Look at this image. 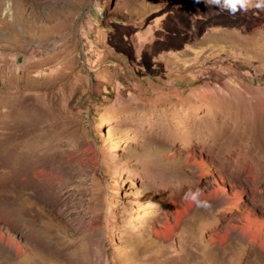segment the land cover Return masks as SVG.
Instances as JSON below:
<instances>
[{"label":"rangeland","instance_id":"rangeland-1","mask_svg":"<svg viewBox=\"0 0 264 264\" xmlns=\"http://www.w3.org/2000/svg\"><path fill=\"white\" fill-rule=\"evenodd\" d=\"M261 104L264 10L0 0V264H264Z\"/></svg>","mask_w":264,"mask_h":264},{"label":"bare ground","instance_id":"bare-ground-1","mask_svg":"<svg viewBox=\"0 0 264 264\" xmlns=\"http://www.w3.org/2000/svg\"><path fill=\"white\" fill-rule=\"evenodd\" d=\"M263 105L264 104H261L259 107H256V105H255L254 116L258 114L257 112H259L260 108ZM245 123H246V121L243 120V124H245ZM254 123L257 124V120L254 121ZM254 129L247 130L246 128H244L243 129L244 130L243 135H245L247 137V139H249L248 133L253 132ZM227 134H231V132L228 129H224L222 131V137L226 139ZM256 135L254 134V136H252L251 143L262 147L264 145V137L262 139H260ZM251 143L247 144V146H246V148H247L248 152H250V154L253 153V147H254ZM199 176L200 177L202 176L201 172L199 173ZM244 192L245 191H243V190L234 189L232 191V195L226 196V198H224L223 204H227V205H230L232 207L238 206L239 203H241L243 198H244ZM219 193L220 192L218 189H213V190L208 191V193L205 194L204 197L208 200H217V198L219 197ZM180 214H181V212H180ZM240 222H241V224L239 226H236L234 229L236 231H238L239 233H241L243 236H246L247 240H253V241L260 240V244L264 248V236H263V230H262V221L255 219L253 217L251 210L247 209L243 213V216L240 218ZM0 240L1 241L3 240V235L1 232H0ZM8 243L11 246L12 242L10 240H8Z\"/></svg>","mask_w":264,"mask_h":264},{"label":"clouds","instance_id":"clouds-1","mask_svg":"<svg viewBox=\"0 0 264 264\" xmlns=\"http://www.w3.org/2000/svg\"><path fill=\"white\" fill-rule=\"evenodd\" d=\"M207 5L215 4L217 7H227L230 14L235 15L240 11H248L250 8L264 10V0H204ZM202 191L197 188L195 190L189 189L184 193L183 199L194 204L197 207L208 208L210 205L206 200L201 199Z\"/></svg>","mask_w":264,"mask_h":264}]
</instances>
